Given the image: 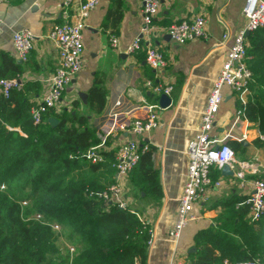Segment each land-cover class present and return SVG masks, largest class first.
<instances>
[{
	"label": "crops",
	"instance_id": "obj_1",
	"mask_svg": "<svg viewBox=\"0 0 264 264\" xmlns=\"http://www.w3.org/2000/svg\"><path fill=\"white\" fill-rule=\"evenodd\" d=\"M80 1L71 0L68 7L63 6L64 0H10L0 5V63L2 54L15 59L12 47L14 32L26 28L36 35L35 46L28 60L20 64L16 60L21 66V73L15 78L20 82L19 89L35 87L28 95L33 105L44 97L47 91L45 82L58 64V53L54 44L47 39L48 32L53 25L72 22ZM245 3L246 0H161L152 30L142 38V49L134 55H127L125 51L140 32L142 0H100L85 22L82 32L83 71L65 90L60 113L79 111L87 115L97 137L107 138V153L114 152L132 137L118 131L117 125L143 118V105L157 103V97L146 88V81L173 86L171 106L161 110L158 127L142 138L151 148L153 166L159 171L163 193L159 201L144 196L136 200L143 212L135 211L152 231L148 264H168L177 255L184 264H193L190 254L196 251V234L207 229L227 233L220 228L224 223L220 219L228 210L227 202L247 198L252 192L251 182L264 174V151L254 144L258 138L263 141L264 136L257 124L249 122L245 115L233 127L240 103L237 94L224 88V98L216 115L212 136L218 138L231 131L235 138L245 141L246 145L241 146L253 150L250 163L257 165V173H246L243 181L214 168L211 175L221 182V187L209 190L206 200L194 207L196 219L182 230L177 240L168 236L187 177V148L197 132L207 96L232 38L246 26L243 15ZM198 15L206 19L205 38L179 45L167 36V28L173 22ZM223 35H227L228 39L223 40ZM112 37L119 41L117 50L110 46ZM148 47L162 52L167 64L162 73L155 72L146 64L144 53ZM246 50L244 63L252 73L250 92L245 98L248 102L252 98V90L264 88V28L246 35ZM97 74L103 78L106 92L105 106L100 113L90 111L87 105L88 92ZM82 93L87 94L85 101L79 97ZM117 101L121 104L119 107H115ZM114 176V170L107 164L92 175L102 187L111 184ZM124 184L131 203L130 185ZM238 208L235 207L236 210ZM248 220L247 214L241 221L236 217L233 224L240 226L243 225L242 221ZM261 226L264 228V220ZM224 261L232 264L228 259Z\"/></svg>",
	"mask_w": 264,
	"mask_h": 264
},
{
	"label": "trees",
	"instance_id": "obj_2",
	"mask_svg": "<svg viewBox=\"0 0 264 264\" xmlns=\"http://www.w3.org/2000/svg\"><path fill=\"white\" fill-rule=\"evenodd\" d=\"M20 73L16 59L2 54L0 79H15ZM34 88L14 89L8 98L0 95V186L8 187L0 190V264H148L150 225L130 207L106 206L87 195V190L104 188L92 175L102 165L111 167L114 152L105 154L107 163L101 165L69 159L97 145V132L79 111L49 112L34 125L28 99ZM252 91L251 100L239 109L264 136V88ZM105 97L104 80L97 74L88 92V109L102 112ZM49 118L58 123L50 125ZM228 143L233 150L242 147L235 140ZM254 144L263 147L264 141L258 138ZM86 166L87 171L82 170ZM18 179L23 182L14 190ZM259 179L264 180V174ZM127 183L139 198L142 194L154 201L162 198L151 150L140 157ZM246 199L227 202L226 215L220 219L224 222L220 228L227 233L207 229L196 234L193 264H222L224 259L232 264L264 262V219L252 222L249 217L243 225L233 224L236 217L241 221L249 215ZM54 226L69 229L66 237L73 251L57 243L59 230Z\"/></svg>",
	"mask_w": 264,
	"mask_h": 264
},
{
	"label": "built area",
	"instance_id": "obj_3",
	"mask_svg": "<svg viewBox=\"0 0 264 264\" xmlns=\"http://www.w3.org/2000/svg\"><path fill=\"white\" fill-rule=\"evenodd\" d=\"M10 0H0V5ZM100 0H82L73 16L72 22L61 25H53L48 32L47 39L51 41L58 53V64L45 82L47 91L44 97L36 102L30 110L34 125L41 123L44 115L49 112L60 113L63 94L75 77L81 72L83 63L84 43L82 32L85 29V22L90 13L95 10ZM161 0H142V25L138 36H136L126 48L127 55H134L142 49V38L152 30V23L155 19ZM71 0H64L63 6L68 7ZM243 15L246 19L244 29L238 31L232 38L227 49L225 59L221 65L219 74L213 81L211 90L207 96L205 108L200 118V123L194 138L187 148V177L184 182L181 195L177 201L175 220L168 232V236L177 240L182 230L194 221V207L207 198L209 190L221 187V182L213 180L212 170L216 168L222 172L228 167L232 175L245 181L246 173H257V165L250 162L238 161L235 152L229 145V141L235 138L231 131L218 138L212 136L216 115L219 112L223 101L224 88L238 95L239 103L245 106L246 96L250 92L252 73L244 63L246 57V35L264 28V0H246L243 8ZM167 35L176 44L182 45L188 41L202 39L207 36L206 19L202 15L194 18H182L173 22L167 28ZM223 40L228 39L227 35L222 36ZM36 35L30 29H21L12 35L13 54L16 60L26 62L34 49ZM112 49H119L117 38H110ZM144 59L150 69L162 73L166 68V60L162 52L157 48L148 47L144 53ZM146 88L157 97L156 104H144L145 115L143 118H135L129 123L118 124V131L130 134V140L123 142L114 150L111 167L115 172L114 181L99 190H87L89 197H96L104 205L115 204L118 208L126 210L129 208V200L125 188L127 177L134 168L140 157L150 151V146L144 141L143 136L160 124L159 97L166 95L170 97L173 86L170 84L154 83L146 81ZM20 83L17 79H0V95L8 98L11 91L19 89ZM120 102L115 103L119 107ZM113 115H116L113 113ZM244 115L241 109L235 113L233 127ZM110 134L107 135V137ZM106 137L84 152H77L69 156V159H85L90 164L101 165L107 162ZM252 192L248 195L244 204L249 207V217L252 222H258L264 218V180L255 179L251 182ZM3 188V187H2ZM25 204V203H23ZM139 220L146 222L136 214ZM39 219V216H37ZM57 226H54V228ZM57 227L56 229H58ZM152 237V231H149ZM152 241H149V248ZM168 264H184L181 260L174 258ZM223 264H230L224 261ZM235 264H264L260 260L242 261Z\"/></svg>",
	"mask_w": 264,
	"mask_h": 264
},
{
	"label": "rangeland",
	"instance_id": "obj_4",
	"mask_svg": "<svg viewBox=\"0 0 264 264\" xmlns=\"http://www.w3.org/2000/svg\"><path fill=\"white\" fill-rule=\"evenodd\" d=\"M82 59H84V54H83V57H82ZM83 65H84V63H83ZM83 71V70H82ZM79 75H77L76 76V78L78 77ZM237 138H239V137H237ZM233 140V139H232ZM264 141V140H263ZM262 151H264V146L262 147ZM234 152H235V157H236V159L237 160H239V161H249V162H251L250 161V158H251V155H252V153H253V150L252 149H248V150H246V148H242V147H238L237 148V150H234ZM250 154V155H249ZM263 157H264V152H263ZM82 170H84V171H87V166L86 167H84ZM76 174L78 175V173L76 172ZM235 179H233V181H234ZM23 182V180L22 179H18V180H16V182L14 183V185H13V189L14 188H16L17 189V185H19V184H21ZM130 189H131V203H129V207L131 208V209H134V210H138V211H140V212H143V209L140 207V206H138L137 205V202H136V200H139V199H142V198H139L136 194H137V192L130 186ZM0 190H6V191H8V187H6V188H3L2 189V186H0ZM15 190V189H14ZM17 197L16 198H19L20 196H21V194H19V195H16ZM146 199H149V198H146ZM23 204V203H22ZM57 227H55L54 229L56 230V231H58L59 230V228L58 229H56ZM68 231H69V229L68 228H63V229H60L59 230V232H58V234H59V237H58V241H57V243L61 246V247H66V248H68L70 251H73L74 250V248L72 247V245L71 244H69V242H68V240H67V237H66V235L68 234ZM175 260H180V258H179V256L177 255V256H175V258H174Z\"/></svg>",
	"mask_w": 264,
	"mask_h": 264
},
{
	"label": "water",
	"instance_id": "obj_5",
	"mask_svg": "<svg viewBox=\"0 0 264 264\" xmlns=\"http://www.w3.org/2000/svg\"><path fill=\"white\" fill-rule=\"evenodd\" d=\"M167 36H168V35H167ZM168 37H169V36H168ZM18 63L20 64L21 61L18 60ZM18 83H20V82H18ZM79 97L82 98V99L85 101V100H86V97H87V94H84V93L79 94ZM158 103H159V106H160L161 109H166V108H168L169 106H171V104H172V99H171V97H169V96L161 95V96L159 97V102H158ZM48 123H49L50 125L54 126V125H56V124L58 123V121H57L56 119H54V118H49V119H48ZM240 144H242V145H246V142L243 141V140H241V141H240ZM222 173H223V174H227V175H231V174H232V172L229 170L228 167H224L223 170H222ZM142 196H144V194H142Z\"/></svg>",
	"mask_w": 264,
	"mask_h": 264
}]
</instances>
